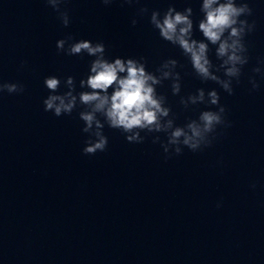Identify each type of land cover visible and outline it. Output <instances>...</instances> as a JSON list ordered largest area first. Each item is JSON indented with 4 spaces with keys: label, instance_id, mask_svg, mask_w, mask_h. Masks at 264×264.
Returning <instances> with one entry per match:
<instances>
[{
    "label": "clouds",
    "instance_id": "obj_1",
    "mask_svg": "<svg viewBox=\"0 0 264 264\" xmlns=\"http://www.w3.org/2000/svg\"><path fill=\"white\" fill-rule=\"evenodd\" d=\"M101 2L108 6L113 0ZM134 2L139 3V0H122L129 5ZM45 3L57 14L62 27H69V11L62 7L67 5L68 0H45ZM148 12L147 7L139 9L141 15ZM200 12L202 18L198 21V31L202 39L194 38V13L190 6L180 11L170 5L163 14L152 10L149 23L162 40L181 50L192 67V73L201 83L214 82L228 95H233V81L240 83L243 68L249 63L245 37L255 30L256 24L255 21L249 23L246 18L252 15L253 9L246 0H202ZM131 23L135 26L137 20L132 19ZM212 47L215 48L218 64L209 57ZM56 49L58 54L62 52L67 56L86 54L94 57L86 78L79 80L81 91H77L76 78L71 75L63 80L49 75L43 80L48 90L47 97L43 99L45 112L61 117L71 116L75 110L81 109L78 112L83 122L81 131L87 134L82 149L84 155L106 151L109 138L104 133L105 126L119 131L129 143H144L151 136L153 143H160L165 160L181 155L184 148L196 153L212 147L223 134L217 129L232 126L226 119V108L220 104V95L215 89L206 91L198 88L186 96L180 95L182 76L177 69H183L184 65L175 58L164 59L153 71H149L144 56L110 60L106 57L103 41L76 40L72 34L57 40ZM25 63L22 62L21 66ZM252 72L264 76L260 67H254ZM165 81L169 82L171 94L179 96L178 103L184 110H195L201 104L206 109L199 111L196 118H189L182 126L177 125V115L168 97L158 91ZM249 83L251 91L260 87L254 77L249 78ZM61 87L66 91L61 92ZM24 92L25 85L22 83L0 82V94L18 95ZM161 133L166 136V141L161 140L158 135ZM251 187L254 189L256 185ZM220 206L218 203L217 207Z\"/></svg>",
    "mask_w": 264,
    "mask_h": 264
}]
</instances>
